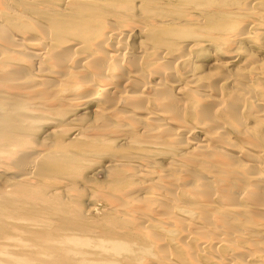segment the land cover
Wrapping results in <instances>:
<instances>
[{
	"label": "bare ground",
	"instance_id": "obj_1",
	"mask_svg": "<svg viewBox=\"0 0 264 264\" xmlns=\"http://www.w3.org/2000/svg\"><path fill=\"white\" fill-rule=\"evenodd\" d=\"M0 264H264V0H0Z\"/></svg>",
	"mask_w": 264,
	"mask_h": 264
},
{
	"label": "rangeland",
	"instance_id": "obj_2",
	"mask_svg": "<svg viewBox=\"0 0 264 264\" xmlns=\"http://www.w3.org/2000/svg\"><path fill=\"white\" fill-rule=\"evenodd\" d=\"M93 166H95V165H93ZM98 177H99V179H101V178H102V176H101L100 174L98 175ZM102 179H103V178H102Z\"/></svg>",
	"mask_w": 264,
	"mask_h": 264
}]
</instances>
